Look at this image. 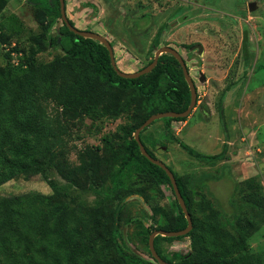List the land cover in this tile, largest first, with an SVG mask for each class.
Masks as SVG:
<instances>
[{
	"label": "trees",
	"instance_id": "obj_1",
	"mask_svg": "<svg viewBox=\"0 0 264 264\" xmlns=\"http://www.w3.org/2000/svg\"><path fill=\"white\" fill-rule=\"evenodd\" d=\"M33 3L34 19L42 27V36L30 46L18 72L11 68L0 70V185L19 174H44V165L54 163L63 179L78 188L98 186L104 197L94 206L72 204L53 180H47L53 188L49 194L29 191L0 195V264H159L150 254L149 235L157 229L181 230L187 221L177 200L182 215L177 224L167 214H158L160 208L151 210L150 224L143 217L126 215V200L140 194L136 187L168 184L172 189L166 172L141 154L133 133L154 113L187 108L190 89L182 68L174 56L163 53L150 72L136 78L120 77L103 44L73 33L64 24L59 0ZM3 4L0 0V6ZM69 22L75 26L73 20ZM132 22L137 27V21ZM56 23V33L52 34ZM127 26L132 29L128 30L131 36L137 33L133 25ZM163 28L159 27L153 37L152 51L159 47ZM8 38L6 31L0 30V43L5 44ZM44 40L63 54L50 61H37L35 56L42 51ZM246 45L244 35L245 52ZM14 49L17 47L5 52V57H10ZM152 59L153 55L146 65ZM51 103L54 108L50 110ZM130 108L135 115L130 127L123 128L126 138L119 147L113 148L112 138L104 136L100 145L77 149L76 163L67 160L64 148L70 137V122L84 115L117 119ZM186 118L161 119L168 133L171 121ZM147 127L139 137L146 151L156 158L152 151L156 144H148L142 133ZM167 139L209 165L226 154L225 148L216 154L198 152L174 134ZM167 167L174 174L192 228L182 236L156 235L153 243L157 254L175 264H263V253L249 246L252 235L264 224V192L258 179L250 177L234 184L235 191L242 192L243 203H232L228 223L234 226L233 233L222 223L220 210L192 188L194 181L202 188L217 177L203 173L201 178L189 179ZM195 194H201L198 201ZM127 225L135 227L152 260L123 249L120 239ZM183 238H188L189 249L172 252L173 260L166 258L158 242Z\"/></svg>",
	"mask_w": 264,
	"mask_h": 264
},
{
	"label": "rangeland",
	"instance_id": "obj_2",
	"mask_svg": "<svg viewBox=\"0 0 264 264\" xmlns=\"http://www.w3.org/2000/svg\"><path fill=\"white\" fill-rule=\"evenodd\" d=\"M3 1L0 30L6 31L9 38L5 44L0 43V70L11 68L18 72V65L28 55L30 46L41 38L42 27L34 19L33 0ZM250 2H255L257 7L249 10ZM65 4L77 25H86L80 30H97L96 33L111 42L116 64L125 72L137 71L149 62L155 52L151 50L153 37L159 27H164L159 47L170 46L181 54L195 83L197 101L185 120L171 121L168 133L161 118L142 133L148 144H156L152 147L156 158L178 175L198 179L208 173L217 177L202 188L194 181L192 188L220 210L222 223L234 233V226L228 223L231 206L243 203L242 192L235 191L234 184L254 177L264 192V0H65ZM132 20L137 21V27ZM127 25H133L137 33L131 36L128 30L132 29H127ZM56 27L57 23L52 34L56 33ZM43 42L42 51L35 56L37 61H50L63 54L47 40ZM188 44H201L202 53L198 54L196 48L191 50ZM14 47L17 50L6 58L5 52ZM200 74L205 76L202 81ZM49 108H54L52 103ZM134 115L130 108L117 119L84 115L70 122V137L64 148L67 160L76 163L77 149L100 145L104 136L112 138L113 148L119 147L126 138L123 128L130 127ZM173 134L205 154H216L225 148V157L214 165L200 162L177 142L167 139ZM53 164L44 165V174L14 176L0 185V195L29 191L49 194L53 188L47 180H53L57 190L67 195L69 203L94 206L103 202L104 192L98 186L78 188L63 179ZM136 188L140 194L125 202L127 216L143 217L150 224L151 210L160 208L158 214H167L173 224L182 221L168 184L157 188L143 184ZM201 194L194 195L196 201ZM135 231L133 225L124 227L120 239L123 249L152 260L147 245ZM158 244L164 256L171 260L172 252L189 249L188 238L160 240ZM249 246L264 256V224L252 235Z\"/></svg>",
	"mask_w": 264,
	"mask_h": 264
},
{
	"label": "water",
	"instance_id": "obj_3",
	"mask_svg": "<svg viewBox=\"0 0 264 264\" xmlns=\"http://www.w3.org/2000/svg\"><path fill=\"white\" fill-rule=\"evenodd\" d=\"M60 3V14H61V20L64 22V24L69 28V30H71L73 33L82 36L84 38H91L94 39L98 42H100L101 44H103L109 53V57H110V63L113 67V69L115 70V72L123 78H136L139 77L140 75L146 74L148 72H150L156 65L158 58L161 54L163 53H168L171 54L172 56H174L177 61L179 62L182 71H183V75L184 78L188 84V87L190 89V102L189 105L187 106V108L181 112H175V111H163V112H157L154 113L152 115H150L139 127L136 128V130L133 133L134 139L137 142L138 146H139V150L141 152L142 155H144L150 162L158 165L159 167H161L166 174L168 175L169 179H170V183L174 192V195L176 197V200L178 201V204L180 206V208L182 209V212L184 213V216L186 218L187 221V225L185 228L181 229V230H177V231H165L162 229H157L154 230L153 232H151V234L149 235L148 238V247H149V251L150 254L152 256V258L154 260H156L159 264H175V263H170L165 261L164 259H162L156 252L155 248H154V237L156 235H162V236H182L187 234L191 228H192V220L190 217V214L187 210V207L185 205V202L182 198V195L178 189L175 177L173 172L167 167V165L165 163H163L161 160L152 157L145 149L144 145L142 144L139 134L141 132L142 129H144L145 127L149 126L154 120L160 119V118H164V117H172V118H176V117H186L188 116L192 109L195 107L196 104V98H197V92H196V87H195V83L192 79V77L189 74V71L187 69V66L184 62L183 57L181 56V54L174 48L170 47V46H161L159 48H157L153 54V59L152 61L147 64L146 66H144L143 68H141L140 70L134 71V72H125L122 71L121 69H119V67L116 64L115 61V55H114V49L113 46L110 44V41L103 35L98 34L96 32L93 31H87V30H80L79 28L71 25V23L69 22V19L67 18L66 15V11H65V3L64 0H59ZM249 10H253L257 7L255 2H250L248 4ZM197 49L198 54L202 53V45L201 44H193L190 49L194 50ZM205 79V76L203 74H200L199 80L202 81ZM193 264H198V263H193Z\"/></svg>",
	"mask_w": 264,
	"mask_h": 264
},
{
	"label": "crops",
	"instance_id": "obj_4",
	"mask_svg": "<svg viewBox=\"0 0 264 264\" xmlns=\"http://www.w3.org/2000/svg\"><path fill=\"white\" fill-rule=\"evenodd\" d=\"M66 12H67V15L69 16V13H68V9L66 8ZM69 18L71 19V20H73L70 16H69ZM74 21V20H73ZM74 23H75V27L77 26L78 28H83V27H85L86 25H84V26H79V25H77V23L74 21ZM95 32H97V30L95 31Z\"/></svg>",
	"mask_w": 264,
	"mask_h": 264
},
{
	"label": "flooded vegetation",
	"instance_id": "obj_5",
	"mask_svg": "<svg viewBox=\"0 0 264 264\" xmlns=\"http://www.w3.org/2000/svg\"><path fill=\"white\" fill-rule=\"evenodd\" d=\"M64 3H65V0H64ZM65 11H66V4H65ZM66 15H67V13H66ZM67 18H69V16H67Z\"/></svg>",
	"mask_w": 264,
	"mask_h": 264
}]
</instances>
